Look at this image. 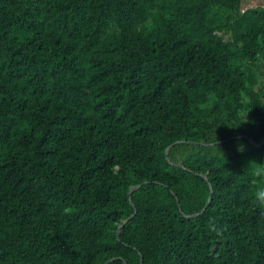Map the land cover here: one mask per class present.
I'll return each mask as SVG.
<instances>
[{"label": "trees", "instance_id": "obj_1", "mask_svg": "<svg viewBox=\"0 0 264 264\" xmlns=\"http://www.w3.org/2000/svg\"><path fill=\"white\" fill-rule=\"evenodd\" d=\"M257 2L0 0V264H264Z\"/></svg>", "mask_w": 264, "mask_h": 264}, {"label": "clouds", "instance_id": "obj_2", "mask_svg": "<svg viewBox=\"0 0 264 264\" xmlns=\"http://www.w3.org/2000/svg\"><path fill=\"white\" fill-rule=\"evenodd\" d=\"M243 150H244V145L241 143L238 145V151H243ZM254 175L258 178L264 177V168H257L254 171ZM254 201L257 207L264 209V186L256 188L254 192Z\"/></svg>", "mask_w": 264, "mask_h": 264}, {"label": "water", "instance_id": "obj_3", "mask_svg": "<svg viewBox=\"0 0 264 264\" xmlns=\"http://www.w3.org/2000/svg\"><path fill=\"white\" fill-rule=\"evenodd\" d=\"M224 142H225V141H222V142H219V143H217V144H223ZM262 143H264V138L262 139ZM175 144H177V143H175ZM175 144H173V145H171L169 148H167V150H166V153H167V154H168V151L170 150V148L173 147ZM139 186H140V185H137V186L131 187L130 190H129V194H130L132 191H134V190H136L137 188H139ZM210 198H211V197H210ZM210 198H209V200H208L206 206H204V209H205V207H207V206L209 205V203H210ZM204 209H203V210H204ZM203 210H202V211H203ZM128 220H129V219L123 221V224H125ZM121 227H122V225H120V226L118 227V229H117V230H118V234H119V231H120ZM108 262H109V261H108ZM108 262H107V263H108Z\"/></svg>", "mask_w": 264, "mask_h": 264}, {"label": "rangeland", "instance_id": "obj_4", "mask_svg": "<svg viewBox=\"0 0 264 264\" xmlns=\"http://www.w3.org/2000/svg\"><path fill=\"white\" fill-rule=\"evenodd\" d=\"M256 5H258V2H257V0H251V5L250 4H248V7H251V6H256ZM255 67L257 68V67H260L261 68V70H262V72H264V64L262 63V58L261 57H259L258 59H257V62H256V64H255Z\"/></svg>", "mask_w": 264, "mask_h": 264}]
</instances>
